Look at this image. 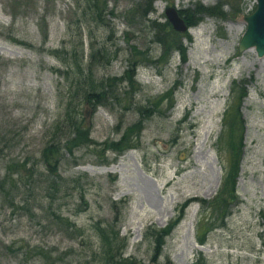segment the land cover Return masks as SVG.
<instances>
[{
	"label": "rangeland",
	"instance_id": "obj_1",
	"mask_svg": "<svg viewBox=\"0 0 264 264\" xmlns=\"http://www.w3.org/2000/svg\"><path fill=\"white\" fill-rule=\"evenodd\" d=\"M77 3L0 0V178L7 173L11 187L9 196L0 192V264H101L97 224L125 236L123 256L141 264H264V55L238 50L256 0H107L113 34L83 21L85 58L91 32L97 41L109 36L120 49L98 76H119L138 63L133 103L128 109L98 106L84 116L95 144L62 151L50 174L41 151L67 91L57 72L63 64L52 51L63 48ZM168 7L197 23L174 30ZM240 80L247 84L237 203L200 245L197 220L219 195L224 175L225 153L216 145L221 117L232 82ZM171 89V108L154 104ZM139 119L137 148L103 151L104 142ZM184 202L182 218L152 261L147 227L165 226ZM53 212L71 225L58 223Z\"/></svg>",
	"mask_w": 264,
	"mask_h": 264
},
{
	"label": "trees",
	"instance_id": "obj_2",
	"mask_svg": "<svg viewBox=\"0 0 264 264\" xmlns=\"http://www.w3.org/2000/svg\"><path fill=\"white\" fill-rule=\"evenodd\" d=\"M150 1L147 3L148 11ZM151 9V8H150ZM78 13V14H77ZM111 14L107 8V0H80L75 5L73 16L67 22L68 38L63 43L62 49H54L53 55L61 60L62 69L58 73L67 84L65 101L61 102L62 112L52 123L51 134L46 145L41 151L42 162L50 174H55L61 161L62 151L72 154L75 149L83 146H91L95 142L90 138L91 128L85 124L84 116L90 111H95L98 106L110 108L111 106L128 109L133 103V95L137 90L138 83L135 80L137 64H131L121 75H101L98 76L96 70L102 69L104 72L110 67L112 61L118 56L120 49L114 41L107 36L106 40L97 41L94 35L89 32V52L85 58L82 43V23L90 21L96 27H109L105 16ZM181 16V12L179 14ZM188 19V18H187ZM186 26L190 27L197 23L192 19L185 20ZM74 26L75 32L71 29ZM110 42V43H109ZM164 44V42H161ZM175 50H181L178 44L173 46ZM147 58V57H146ZM247 81H233L230 87L228 102L221 117V129L217 136V150L224 152L225 157L221 159L224 167V175L219 195L216 194L207 205L202 206L197 220L198 236L197 243L203 245L207 235L215 228L222 226L226 218L232 212V206L237 203L235 180L239 169V161L243 147L244 138V118L240 107L242 98L246 95ZM173 89L155 97V103H167V109L174 105ZM149 106L138 107L139 112ZM159 113L161 111H158ZM141 113V112H140ZM148 113V112H147ZM144 113L143 114H147ZM142 119L127 126L120 137L110 143H103V151L109 150L116 154L138 147V140L142 130ZM40 174V173H39ZM39 176V175H38ZM9 175L6 173L0 178V192L11 193V187H6ZM11 202V201H10ZM188 202H184L177 209V214L169 219L167 224L158 229L152 226L147 227L149 237L153 239L152 261H156L162 252L165 239L178 224L183 215L184 207ZM209 208L211 215L206 216L205 210ZM58 223L69 227L71 223L67 218H62L55 214ZM214 218V221L211 220ZM259 217L263 220L264 212L261 211ZM116 220V218H114ZM96 233L99 237L97 256L101 264H141L131 257H124L123 253L127 246V238L120 237L119 231L114 230L109 225H96ZM11 248V246H7ZM201 257L198 258L200 260ZM196 264V261L194 262Z\"/></svg>",
	"mask_w": 264,
	"mask_h": 264
},
{
	"label": "water",
	"instance_id": "obj_3",
	"mask_svg": "<svg viewBox=\"0 0 264 264\" xmlns=\"http://www.w3.org/2000/svg\"><path fill=\"white\" fill-rule=\"evenodd\" d=\"M166 17L173 29L178 32L187 30L184 20L173 7L165 11ZM246 28L238 42V50L254 48L258 56L264 55V0H256L255 10L244 17Z\"/></svg>",
	"mask_w": 264,
	"mask_h": 264
},
{
	"label": "bare ground",
	"instance_id": "obj_4",
	"mask_svg": "<svg viewBox=\"0 0 264 264\" xmlns=\"http://www.w3.org/2000/svg\"><path fill=\"white\" fill-rule=\"evenodd\" d=\"M252 49V48H251Z\"/></svg>",
	"mask_w": 264,
	"mask_h": 264
}]
</instances>
